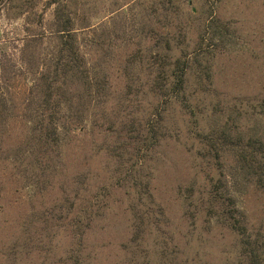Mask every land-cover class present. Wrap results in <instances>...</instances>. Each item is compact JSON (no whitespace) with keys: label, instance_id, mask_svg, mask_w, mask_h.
<instances>
[{"label":"trees","instance_id":"obj_1","mask_svg":"<svg viewBox=\"0 0 264 264\" xmlns=\"http://www.w3.org/2000/svg\"><path fill=\"white\" fill-rule=\"evenodd\" d=\"M129 2L102 9L93 0H45L38 9L39 0H0L9 18L22 19L21 36H0V174L8 169L11 178L39 193L58 179L62 195L44 213L24 219L19 236L11 235L0 252L11 264L33 250L45 256L40 264H88L82 252L84 236L104 217L114 189L124 192L132 216L133 236L126 246L135 251L149 246L151 238L158 240L164 217L151 194L149 161H154L162 140L180 135L183 120L185 133L194 128L193 137L204 146H198L195 155L210 158L216 173L215 180L209 174L199 190L192 187L191 195L207 193L215 221L246 234V225L236 217L242 212L238 203L251 186L264 192V136L255 128L246 131L226 123L231 109L216 85V52L211 43L207 50L202 46L221 30L207 25L198 33L200 41L190 47L189 21H174L171 35L160 33L152 55L139 43L140 51L128 57L121 71L123 86L116 89L104 60L90 56L93 19L106 13L99 25L106 24L108 14H120ZM138 3L141 0L132 2ZM167 3H173L175 11H169ZM141 5L134 21L143 27L157 10L161 30L168 16L180 14L179 0ZM20 78L28 86L16 101ZM177 112V119H171ZM15 119H20L23 132L15 143H7L8 124ZM188 122L193 124L188 127ZM94 130L101 133L102 145L86 150L80 169L69 167L66 153L77 131ZM202 148L208 150L202 154ZM100 153L104 159L94 173L88 159ZM51 257L58 261L49 262ZM255 259L251 254L250 264H259Z\"/></svg>","mask_w":264,"mask_h":264},{"label":"rangeland","instance_id":"obj_2","mask_svg":"<svg viewBox=\"0 0 264 264\" xmlns=\"http://www.w3.org/2000/svg\"><path fill=\"white\" fill-rule=\"evenodd\" d=\"M44 1L39 0L38 9L42 8ZM93 1L105 9H115L116 2L121 3V0ZM153 1L141 0V3L133 6V0H130L128 5L124 4L120 14H108L103 25H99L100 18L106 13L93 19L96 28L91 35L93 44L90 56L93 61L104 60L102 66L112 72L114 87L122 88L124 79L121 71L127 65L128 57L140 51L139 43H144L146 52L152 55L157 49L160 33L171 35L172 23L181 20L190 23L187 42L191 47L198 41V33L210 24L212 28H219L221 33L205 41L202 46L207 50L211 43L216 52L213 66L216 85L231 109L226 123L232 128L241 126L246 131L255 128L264 136V0H179L180 14L178 17L174 13L172 17L168 16L162 22L166 25L162 30L159 10L150 15L144 27L141 22L134 21L140 15L141 4ZM1 6L2 3L0 36H21L22 19L9 18ZM166 6L170 8L169 11H175L173 3ZM27 86L23 78L17 80L15 88L20 90L15 93L16 101L21 100ZM257 112L261 114L260 118L256 116ZM178 116V112L174 113L171 119ZM221 119L224 120V117ZM184 122H179L182 127L180 135L162 140L155 150L154 161L153 158L149 161L151 194L164 217L159 239L151 238L149 246L143 245L135 251L126 246L133 236L132 216L126 195L122 190L114 189L108 197L109 207L104 217L97 220L84 236L82 252L88 264H250L251 254L256 255L255 260L259 264H264L263 190L251 186L240 198L238 206L242 215L237 214L236 217L246 225L244 236L229 229L226 223L216 222L208 209L207 193L191 195L192 187L199 190L208 175H214L215 180L216 173L211 168L212 160L195 155L202 144L193 137L196 133L194 128H190L191 133H185ZM191 124L188 122L187 126ZM8 125L6 142L15 143L22 135V123L20 119H15ZM205 125H209V121ZM102 141L103 137L97 130L92 133L77 131L66 153L69 167L74 164V168L80 169L86 150L88 152L90 147L102 145ZM206 150L208 148H202V154ZM103 159L102 153L88 159L92 172L99 171ZM0 176L1 252L6 242L12 239L11 235L21 234L24 219L29 221L35 217V213H44L62 195L61 181L58 179L52 180V186L39 193L36 189L29 191L11 178L8 169H4ZM36 227L34 225L31 230ZM22 255L17 264H40L45 260V256L36 250ZM54 260L58 261L57 257H51L49 262ZM11 262L0 253V264Z\"/></svg>","mask_w":264,"mask_h":264}]
</instances>
